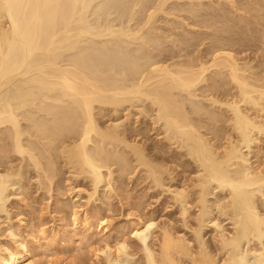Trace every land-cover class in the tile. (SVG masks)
Masks as SVG:
<instances>
[{
  "label": "bare ground",
  "instance_id": "6f19581e",
  "mask_svg": "<svg viewBox=\"0 0 264 264\" xmlns=\"http://www.w3.org/2000/svg\"><path fill=\"white\" fill-rule=\"evenodd\" d=\"M151 1L152 0H150V2L149 0H136L134 2V3L137 2L135 4L136 6L140 5L138 8H140L139 10H141L142 12L140 11L141 14L139 13L138 15L140 17L142 15V18L144 19L143 22H140L142 21V19L138 21L140 22L139 26L137 25L136 22L137 25L136 30L135 28L133 29L134 31L131 30V27L129 26L130 29L126 27L124 29L122 28L124 31H122V29L121 30L119 29L120 32L119 31L116 32L113 27L114 30L111 28L113 31L109 28L110 30L107 29V31L105 32L106 34L108 33L106 37L108 36L112 37L115 35L116 37H118V39L126 38L122 40L124 42L126 40L127 43L128 40L130 39H131L130 41L132 42L133 40L134 42L136 41V43L138 42V44L135 43L136 46L138 47H139V43L143 45L145 44L144 46L143 45L140 46L142 48H144L145 46L147 47L149 45L151 47V48L149 47L150 49L148 50L150 52L147 51L148 53L145 52V54H142L143 56H139V57L137 56L138 54L136 53L137 51H134L135 53L133 52L132 47H130L132 51L126 49H125L126 51H123L124 50L123 49L122 54L118 52L120 53L121 56H118L116 54L115 57L116 60L118 58L117 61L120 62L119 61V57H120L121 63H123L126 68H128L127 71L130 70L129 72L131 74L130 75L128 72H126L128 73L129 80L125 78L126 81H122L121 83L119 82L118 79H120L122 76L120 77L118 76L119 78L118 77L116 78L115 75L117 74L113 75L114 77L111 75L112 73L115 72L114 68H113L114 70L113 72L112 70L110 71L112 72L111 74H107L108 71L107 68L109 69L111 66L109 65L110 64L109 63L108 64L109 67L107 65V67L105 68V66H103L104 65L103 59L105 58V55L108 52H105V55L103 53L102 56L103 59H101L100 58L101 56L99 57L100 54L97 56L96 53L97 50L96 49H95L96 51L94 50V42L91 44L93 45V49L88 48L89 51L91 50L90 53L89 51H86L87 49L85 50L84 48L80 50V51L85 50L88 53L87 57H86L87 53L85 51L82 52L81 55H78L80 54L79 49H81L82 47V45L80 44H82L84 41L82 40V43H79V40L78 41L75 40L76 37L78 39L84 38V40H86V38L88 39L87 35H89V38L90 36L93 38L96 37V34L100 35L99 36L100 38L102 36H105L104 35L105 33H100V32L96 33L97 31L94 30H93L94 32H92V30H90L89 28L90 27L89 22H87L88 25L85 26L86 25L85 20L88 18V13H89L88 11L90 10L93 1L90 2V0H0V92H2L1 90L3 89V87H5L7 84L9 85V83L14 81L15 77L19 75H22L23 77L26 78L30 77V80L28 79L29 81L27 82L26 79L24 78L25 80L22 81L25 82H22V84L20 82L21 85L19 86L17 85L18 87L13 91L14 94H11L15 96L14 99L17 101L18 104L15 103V100L13 101V103L17 105H11V104L5 105L4 103L3 106V103L0 104V127H2L3 125L11 126L12 133L11 134L9 133L10 134L9 138H11L14 141L13 143L14 147L13 150L11 151L13 152L15 151V153L20 155H23L26 152L22 143L24 128L28 133L36 137V139H39V142L42 143L43 145L42 150L40 151L41 153L39 152L38 154L40 155L32 156V157L34 160L37 159V161L35 160L36 163L38 162L37 166L41 167L42 166L41 164L44 161L46 162V163L44 162L45 164L43 167L45 168H43V171L45 170L48 173V174L45 173L48 175L47 177L48 181H50L51 179L53 180V177H56L55 173L59 169V168L56 169V167L60 165L58 163L59 159L63 158L64 162L66 161L65 163L68 164L66 165L69 168H71L70 170H72V173L75 171L74 173L76 175L73 174L72 176L75 175V178L76 176L77 178L78 177L81 178L79 176L80 174L82 175L84 174L85 175V176L83 175L84 177H88L87 175H89V177L91 176L90 177L91 179L94 178L93 183L94 184L96 183V185L94 186L98 188V184L102 183L104 179H106L105 176H108V174L107 175L103 174V170L104 169L109 170L110 173L109 178L112 179L113 177L112 175L115 174V172L113 171L116 169L115 167L120 165L122 161L127 162L126 161L127 159H125L127 157L124 156L126 155L124 154L122 156L124 158L121 157L122 159L117 160L116 158L113 157L114 155L111 157L109 155L112 154H109L108 157H105L103 160L100 161L96 160L91 154V151L89 150L90 143H93L95 139L98 141L100 140V142H103L104 145L107 144V142H110V144H116L117 147L119 148L124 147L125 149H128V151L133 153V155H135V157L138 158L139 161L138 160L137 161L140 162V164L143 162L145 163L143 166H145L147 169H151L150 174H152L153 172V176L159 173V175L161 174V176L163 177L164 176L163 173L164 174L168 173V175L170 174L172 175V173L175 172V171L172 172L173 169L172 167H171L172 169L170 168V166H172L171 162L169 161L170 165L168 162H166L168 161L167 157H166V161L164 160L163 162H161L162 159L160 160L159 157L160 161L157 160V162L158 163L161 162V163L156 165L154 168H152L154 165L151 167L150 165H148L150 167L149 168L147 166L148 163H146L147 158L145 157L147 152H145L146 149L143 143L141 144L140 141L137 142L138 140L136 139V136H135V140L132 139L135 141L134 143L130 141V137L128 136L129 138V142H128V138L126 139L127 137L126 134L125 137L124 134L122 135L120 133V131L123 129H121V127L118 126L119 124L113 126L110 125L109 127H107L106 125L105 128L99 126L98 122H100V120L102 119L98 120L97 117L98 118L99 116L102 117V115L98 113V110L99 112H104V109L108 107L109 108L114 107L117 109H119L120 107L125 108L124 105L127 102H130L131 104V101L133 103L135 99L138 100L139 102H141L142 100L143 101L146 100V103L148 101L151 102L152 106L156 108V111L158 113V114L156 113L158 115V118H155L158 119V121L153 119L154 122L158 123L162 121L161 123L162 124L164 123V127H163L164 129L162 130H164L165 132L163 131L164 134L163 133L159 134V136L164 135L163 138L165 137L166 142H168L165 143L167 145L169 144L170 146H173V144L179 140L181 142L185 141L186 143H188V147H192L193 150V153H191L192 151L190 152V156L192 157L196 155V157L199 158V160L198 159L197 160L200 161L199 162L200 168L202 169V172L205 173V178H203L204 176L202 177L200 176V180L198 177L197 179L198 181L193 180L192 182L190 179L191 184L184 182L187 183L186 185L189 184V186L184 188L183 192L181 190L180 194L177 193L178 196L177 194L174 195L175 197L177 196V199L175 197L174 199L177 200L176 203L178 202L179 206H181L182 209L181 214L184 216L183 219L185 220L184 221L185 223L182 224H184L186 228L187 227L189 228V231L192 232L191 234H193V237L188 236L186 232L184 233L186 229H184L183 231L184 234H182L174 230L172 227L163 226V225L161 226V228L158 227L157 225L158 223L156 222L157 223L156 224L155 222H153L155 220L151 221L152 220L151 218H150L151 220H147V221L144 220L145 217L143 219L139 217L136 218L138 221H135L137 223L134 222L136 226L133 230V234L132 233L131 234L134 236L133 238H136L137 241L136 240L135 241L138 242L139 245V246L137 245L138 246L137 248L139 251L141 250L140 252H142L143 254L144 258L142 259L143 261L142 263L144 264H245L247 262V258H246L247 256L246 257L245 255L243 256L241 252V246L242 244H244L243 242L244 241L249 242L250 240L249 236L251 235L253 236V234L260 239L264 237V215L261 214L262 212L261 213L258 212L256 208L257 204L256 206L254 204L255 203L254 191L256 190V192L257 191L264 192V167H261V165L258 163L259 166L257 167H251V169L246 168L245 163L247 162V157L243 152L244 149L249 150L252 147V145H259L261 142V138L264 137V78L263 76H261L262 78L260 76L258 77L257 76L258 74L257 75H255V73L253 74L252 71H254V69L252 70L253 67H251L250 64L247 63L243 64L242 62L241 64L238 61L237 59L238 55L237 56L235 55L237 49L234 50L235 48H233V45L234 47H237L235 46V44H237L240 41V39L237 40L234 38L237 27L228 28V26L231 25L232 21L229 24L230 20L227 16H222L218 14V12L220 13V9H221V6L220 9L218 6L221 5L223 1L227 2V5L230 4L231 7L232 5H234L235 1L236 4H238V1L241 2L242 0H238V1L218 0L219 1L218 3L215 0L216 1L215 3H217L216 6L218 7L219 10L217 9H215L216 11L210 10L209 13L211 14L207 12L212 6H207L205 4V1H214V0H186V1L184 0V2L188 1L187 4L188 6H183L181 4L182 5L181 7L177 6L176 1L181 2L183 0H176L174 5H176L177 8H174L173 10L182 13V15L183 12H185L186 14H188V20L189 21L192 20L190 21V23L193 22L192 24L187 23L188 20H185V17L187 16L186 15L185 17H183V19L182 18L181 19L188 25L182 24L181 27H183V25H186L187 28L190 26L191 28L194 27L195 30L197 27L201 29L204 28V30L206 28L207 30H205L203 33L205 32L207 33L208 30L209 32L211 31L210 33L208 32L207 34H202L200 33L201 30L198 28L200 32L195 33V31H193V28L191 29L192 32L188 31L187 28L186 30H184L185 27L184 26L183 27L184 32L182 31V33L184 34H182L181 36V34L179 33L180 39L178 40L176 39L174 40V38L173 39L171 38L172 40L169 39L170 41L174 40L173 45H175L174 46L175 48L176 47L177 49L179 48L178 49L179 52H176L174 47L170 48L172 46L169 47V45L167 46L164 45L165 42L168 41L167 37L170 38V36H174V35L178 37L175 34L174 30L176 28L175 26H177V22L178 21L180 22L182 20L179 19V17L176 14L174 15L175 17L176 16L178 17V19L176 18L178 21L172 22L173 24L171 22L168 23L171 24L170 27L174 26L173 27L174 30L173 28L170 29L168 27L170 29V30L168 29L169 32L171 30L173 31H171L172 34L170 32L171 34L170 36H168V34L166 38L164 36L165 38L164 41L166 39L167 41L163 43L162 42L163 36H161V35H165L166 33L164 34L162 32L161 35L157 34V32L160 31L161 29L157 30L156 32L154 30L155 32L154 34L156 36L158 35L160 38L153 37L155 35H153L152 32L150 33H152L153 36L151 34H150L151 36L147 35L149 34V31L157 28L154 27L153 29L151 28L150 30V26L156 24V21L158 19L157 17L160 13L168 14L166 15V17L172 15L171 16L172 18L174 17L173 13L175 12L170 10L173 13H169L168 10H165L166 7L169 5L168 2H170V0H158L159 1L158 3L155 2L156 5L158 4L157 7L153 6L155 4H151L152 3ZM154 1L157 0H153V2ZM171 1L173 3L174 0ZM256 1H252L254 2V4L252 3L246 4L247 1H245L246 3H243L245 5L241 4V7L243 6V8H240L239 10L237 9V12L241 11L242 14L244 13L246 14V12L247 14L249 13L252 16V18H254V20L257 19L255 20L256 22L260 20L262 26L264 27V0H256ZM120 3L122 2L120 1ZM147 3L148 4L150 3L154 7V9L151 5H149L150 6L149 8L145 6L148 5ZM128 5L130 6V3ZM123 6L125 7L126 4ZM136 6L135 8H137ZM238 6L236 7L239 8L240 6L239 7ZM206 8H208L207 11L205 10ZM241 9H243V11L246 12H242ZM138 12L139 11H137V13ZM237 12L235 13L232 12V14L234 13V15H236ZM227 13L229 14V12ZM229 16L232 15L230 14ZM237 17L239 20L240 19L239 17L241 16L237 15ZM237 17L235 16L234 18ZM134 18H132L133 21L135 20ZM250 18H249L250 21H248V23L251 22L252 18L251 19ZM244 20L247 21V19ZM244 20L241 19V21L239 22L240 23L242 22L244 24L246 23L243 22ZM254 20L253 22H255ZM165 21H166L165 23L167 24V20ZM184 22H180V23H184ZM151 23L153 25H150ZM226 24L227 25L229 24L227 28H226ZM243 24L242 27L245 28L246 24H244V26ZM178 25L180 24L178 23ZM256 25H255L256 28L261 27L259 25H257L258 26L257 27ZM233 26H235V24ZM247 26H249V24ZM177 27L180 28V26ZM145 28H147L148 32L147 31L144 32L146 30ZM232 31L235 32L233 33V35H231ZM246 32L248 33L249 31ZM248 35H250V32L248 33ZM261 35H262V39L260 41L263 44L264 31H262ZM236 36H240V34ZM202 38L204 41H206L205 38L211 40L209 44L210 46H208L209 49L205 48L207 50L206 52H204V50L200 51L198 56H196L198 54L197 52V54L194 57V55H192L194 51L191 50L192 52H190L189 50L190 48H193V46L198 47L199 44L201 46V43L197 45L196 44L197 41L195 40H198L199 42V39ZM243 39L245 38L243 37ZM194 41L196 45L194 44ZM124 42L122 43L123 45ZM200 42H202V40ZM249 43H251V41ZM113 44H116V42ZM242 44L243 42H241V44L239 45L241 46ZM78 45L80 46L79 48ZM91 45L90 48H92ZM101 45L102 44H100L99 48H102ZM181 45L184 47L180 48ZM152 46L155 48V52H157L156 54H154L155 52L153 51L154 48ZM115 47L117 49V47L119 46H114V48ZM96 48L98 47L96 46ZM125 48H127V46ZM136 49L138 48L136 47ZM92 50H94L95 52L92 53L93 52ZM237 52L239 54L240 51L237 50ZM67 53L69 54L70 59ZM72 53L76 55V57L72 55L71 58L70 54ZM89 54H94L95 59L97 58L96 62H98V64H96L94 58L91 59L93 57L92 55L91 58L89 57L90 56ZM139 54L141 55V52H139ZM141 57L143 58L141 59ZM207 57L209 58L211 57V58L209 59ZM65 58H67L68 60H66ZM98 58L100 60H98ZM109 58L112 59L111 56ZM115 58L114 60L112 59L113 61L111 60L112 63L114 61L116 63ZM65 60L66 62L67 61L68 62L66 63ZM92 61L97 66L99 65V67L101 66L102 68L104 67L107 71L104 68L103 69L98 68L96 65L92 63ZM141 61L142 62L145 61V63L143 62L142 64ZM108 62H106V64ZM114 67H119V66L116 65ZM119 68L122 69V67ZM98 69H101V71L103 70L105 71L101 72L100 70L98 71ZM126 75L123 74V76ZM123 78L121 80H124ZM7 103L9 102L7 101ZM37 104L39 105L37 106V108L39 109L35 108L36 107L35 105ZM62 104L63 105L67 104L68 107H66L67 106L66 105L63 109ZM33 106L37 110L36 112H38L37 113L38 115H40L39 114L40 112L43 113L45 116L43 117L41 114L42 117L40 116L38 117L39 119H36L37 117L35 115L37 114H35L34 117L32 116V113L30 116L28 115L30 113H28L27 114L28 116L24 117L27 111L26 112L23 111L24 115L18 114V112L21 111L23 108L24 110L25 109L27 110L28 107L30 109ZM69 108L73 110L75 114L77 113L75 116L78 115V117L74 116L75 118H77V120L73 118L74 112H70ZM155 108H153L154 109L153 112L155 111ZM139 113L141 116V114L143 115L147 112L145 111L143 113V110L142 111L140 110ZM97 114L100 115L97 116ZM19 115L24 117L23 120L26 121L28 124V125L26 124L27 126H25L24 128L22 126L23 125L21 121L22 119L19 118L20 117ZM146 115L147 114L143 115V117L144 116L146 117ZM103 117L105 118L106 116L103 115ZM140 118L141 117H137L138 120ZM178 143L179 142L175 144ZM186 143H184L185 146ZM4 147L8 150L10 148V147L7 148V146ZM4 147H2V149L0 150L2 151L3 154H8V152L10 151L6 152L7 150L4 149ZM159 149L158 152L160 151ZM1 151L0 154H2ZM162 154L163 152L161 153V155ZM3 156L1 157H3L5 160L8 159L7 155H3ZM57 157L60 158L58 159ZM154 159H158V158H154ZM56 160L58 162H56ZM0 161L2 163L4 160H0ZM125 166L127 168L129 167V164L128 166L127 165ZM178 166L181 167L180 164ZM112 168L115 169L112 170ZM58 172L56 173V175L60 174V173L58 174ZM124 173L122 174V176H124ZM127 173L131 174L130 172L126 171L125 174ZM171 175L170 177H172ZM149 178L152 177L149 176ZM156 178L159 177L156 176L155 178H153L155 179L154 180L155 184L160 181V179H156ZM212 182L213 183L215 182L214 183L216 184L215 186L221 188V189L219 188L220 191L229 188L230 194L228 196H230L233 200H235L238 206L239 213L241 212L242 214V217L240 216L242 218L241 222L240 220H238L240 222V223L238 222L239 225L236 223L239 227V230H237L238 228L236 226L234 232H229V230L226 232L222 228L223 224L221 225L220 222L216 223L217 221L214 222L215 224H213L214 225L213 228H214V233L216 232V234L213 235V240L211 241L213 242L212 243L213 245L210 243V241H207L205 239V235H204L205 234L204 232L207 229L206 217L208 216L210 217L211 216L209 215V213L211 214L210 211L214 210L212 207H211L212 209H210L209 207V205L212 204L208 205L210 200L207 202V200L209 199L208 194L212 192L209 190L210 189L215 190L211 188L213 185ZM210 183H212L211 186L209 185ZM159 184L161 183L159 182ZM159 184L157 185L160 186ZM254 188L257 189L253 191L254 193L252 192L254 195L253 196L250 190ZM83 190L85 192V189ZM83 190L79 189L80 192ZM2 192L3 191H1L0 193V198H1L0 201L2 200L1 197ZM193 192L196 193L197 196V198L194 199L195 202L193 201L194 202L193 205L198 210V214H196V216L197 215L198 216L196 220L197 222L196 225H194L193 223V226H190L191 224L189 225V220H188L189 207L187 208V206L188 203L190 202V199L192 197L191 194H193ZM95 193L96 191L94 192V194ZM94 194H92V192L90 193V195L88 194L90 196L88 200H90L91 198L93 199ZM88 204H90V201L88 202ZM220 207L222 210L224 209L222 206ZM230 207L233 208L234 205L233 206L230 205ZM230 207H228L229 209L225 207V209L222 211L223 213L221 212L222 214L221 213L220 214L222 216L223 214L225 216L230 215L228 214L231 209ZM218 208L219 207L215 209ZM233 209H231L232 212ZM235 210L236 209H234V213ZM133 213L131 212V214ZM138 214L140 213L138 212ZM138 214H135V217L138 216ZM74 215L76 216L73 219V225L79 228L81 219L77 214ZM90 216L91 215L86 213L85 222L83 223V221L81 220L84 226L87 229H89V231L92 229L91 222L89 221ZM97 218L96 221H98ZM104 225H105L104 221L100 223L102 234L106 232V230L108 229V227L107 228L103 227ZM173 226L175 225L173 224ZM82 228L83 227H81V229ZM150 232L152 233V235L150 234L149 236H152L151 237L152 240L149 243L150 238L148 234ZM39 235H41L42 239H45L46 241L49 238L46 229H40ZM19 239L20 238L16 239L15 241L16 244L13 243L15 244L14 245L15 247L14 246L11 247V245L5 246L4 244L6 243L4 244L2 243V245L0 246V264H36L31 260L32 247L29 248L30 245H26L25 240L23 241ZM89 240L92 241V239ZM89 240L87 244H90ZM125 240L119 241L118 239V242L116 241L117 244L115 243L116 244L115 249H112V247L109 245V241L105 242L104 240L102 246L105 245V243L106 245L101 248L98 246L99 248L95 249L96 251L94 254L95 257L97 258V261L101 262V260L104 259L103 262H105L106 264H118L120 262L122 264V259H123L126 261V262L124 261L123 263L138 264L140 261L138 263L137 261L140 259L137 258L136 256L137 254H139L135 252L137 248L133 249L134 247H131L132 245L130 246L128 244L127 242L128 240L127 241ZM23 242H25V244ZM51 242L49 245H53L51 244ZM38 244L36 245L38 246ZM250 246L252 245L250 244ZM247 252H250L251 254L250 255L249 253H247L248 255L250 256L254 255L255 257L253 258L254 263L250 262V264H264V250H262L261 252L257 250V247L256 248L249 247Z\"/></svg>",
  "mask_w": 264,
  "mask_h": 264
},
{
  "label": "rangeland",
  "instance_id": "374dc122",
  "mask_svg": "<svg viewBox=\"0 0 264 264\" xmlns=\"http://www.w3.org/2000/svg\"><path fill=\"white\" fill-rule=\"evenodd\" d=\"M120 1L122 3H120ZM125 1L128 3H126ZM135 1L136 0H130V1L129 0H123V1L122 0H90V2H92V4H91L90 10L88 11L89 12L88 18L86 17L87 21L85 20V22H86L85 26H87L88 25L87 22H89L90 30H92V32L97 31L96 33H98V32L105 33L107 31V29H109V28L113 29V27H114L116 32L117 31L120 32V30L122 28L124 29L126 27H128V29H130V27H131V30H133L135 28V30H136L137 25L139 26V23L143 22L144 19L142 18V15H141V17L138 15L139 13L141 14L142 11L139 10L140 8H138L140 5L139 6L135 5L137 3V2L134 3ZM175 1L176 0H174L172 3V1L170 0V2H168L169 5L167 4L168 6L166 7L165 10H168L169 13H173L175 11L173 13V15L176 14L179 17V19H181V18L183 19V17H185L187 15L185 17V20H188V14L183 12V15H182V13L177 12L176 10H173L174 8H177L176 5H174ZM216 1H217V3L219 2L218 0H216ZM216 1L215 0L214 1H205V4L207 6H212L208 10L207 13H209L210 10L211 11L212 10L216 11L215 9L219 10L220 6H221L220 13L217 11L218 14H220L222 16H227L230 20L229 24L232 21L231 25L228 24L229 25L228 26L226 24V28H227V26H228V28L237 27L236 31H235L236 33L232 31L231 35H233V33H235L234 38L237 40L240 39V41L238 43L241 44V42H243V44H244V45L242 44L243 46L242 45L240 46L237 43V44H235V46H237V47H234V45H233V48H235L234 50L237 49L238 51L241 52V53L239 52V54H238L237 50L235 52V55L236 56L238 55L237 56L238 61L240 63L242 62L243 64H245V63L250 64L251 67H253L252 70L254 69V71H252V73L253 74L255 73V75L258 74L257 75L258 77L263 76V78H264V65H263L264 64V42L262 44V42L260 41L262 39L261 33H262V31H264L263 30L264 27L262 26L260 20H258V22H256L255 20H257V19L254 20V18H252V16L249 13H248L249 14L248 15L246 11H243V9H241L242 12H246V14L245 13L242 14L241 11L237 12V9L239 10L240 8H243V6L241 7V4L245 5V4H243V3H246L245 1H247L246 4H248V3L254 4V2H252V1H256V0H245V1L242 0L243 2L242 1L239 2L237 0L240 7L238 6V4H236V1H235L234 5H232L231 7H230V4L227 5V2L223 1L221 3V5L218 6L219 9L216 6V4H217V3H215ZM149 2H150V0H149ZM151 2H152L151 4H155L153 6L157 7L158 4L156 5V3H158L159 1L157 0V1L153 2V0H152ZM179 2L176 1V4L178 7L179 6L181 7L182 5L188 6L187 5L188 1L184 2V0H183L180 3ZM206 2H208V3H206ZM129 3H130L131 7L128 5ZM256 3H257V1H256ZM120 4H123V5L126 4V6L128 5L127 7L129 9L126 6L124 7L123 5H120ZM151 4L149 3L148 5H145V6H147L149 8L150 7L149 5H151ZM135 6L137 8H135ZM173 6H175V7H173ZM233 6H235V7H233ZM236 6H238L239 8H237ZM234 8H236V9H234ZM153 9H154V7H153ZM207 9L208 8H206L205 10L207 11ZM226 9L227 10L229 9V10L227 11ZM170 10H172L173 12H171ZM137 11H139V12L137 13ZM230 11H232L234 13L237 12L238 14L236 13V15H234V13L232 14V12H230ZM227 12H229V14ZM163 14L164 13H160L159 14L160 16L158 15V17H157L158 18L157 21L155 20L156 24L159 21L157 26H156V24H154L155 26L152 23L150 24V25H153V26H150V30H151V28L153 29L154 27L155 28L157 27V28L149 31V34H147V35L151 36L152 33H153V35H155L154 33L157 30L161 29L162 31L160 30L157 32L158 35H161L162 32L164 34L166 33L165 35H161V36H163L162 42L164 43L168 39V41H167L168 43L165 42L164 45L165 46L169 45V47L172 46L170 48H173L175 46V45H173V41L175 39L176 40L180 39V34L182 36V34H184V33H182V31L184 32V30H186V28H187L186 25H183V27L185 26L184 30H183V27H181V25L190 23V21H192V20H190V21L188 20L187 23H185L181 19L182 21H180V22H184V23H180L177 20L178 19L177 16L175 17V15H174V17H172L173 18L172 19L171 18L172 15H169V17H166V15H168V14H164L165 16ZM209 14H211V13H209ZM230 14L232 16H229ZM237 15L241 16V17H239L240 18L239 20H238ZM133 16L134 17L136 16V17L134 18ZM235 16L237 18H234ZM250 16L252 19L250 18ZM162 17L165 20H167V24L170 22L172 23V22L178 21L177 26H180V28L175 26L176 28L174 30V28H173L174 26L170 27L171 24L167 25L165 23L166 21ZM132 18H134L135 20L133 21ZM160 18H161V20H160ZM168 18H171V19H168ZM243 18L247 19V21H245ZM249 18L251 19L250 23H248V21H250ZM131 19H132V21H131ZM141 19H142V21L138 22ZM241 19L244 20L243 22H246V23H244V24H246V26L249 24V26H247L249 28V30L246 26H245V28L242 27L243 23L239 22V21H241ZM163 20H164V23H163ZM253 20L255 22H253ZM136 22H137V25H136ZM235 22H237V23H235ZM178 23L180 25H178ZM192 23H190V24H192ZM239 23H240V25H239ZM255 23L261 27H258ZM232 24L233 25L235 24V26H233ZM244 24H243V26H244ZM237 25L239 26V28ZM255 25L258 28H256ZM221 26H222V24H221ZM231 26H233V27H231ZM168 27L170 29L173 28V30L175 31V34L178 37H176L175 35L170 36L172 34L171 31H173V30L170 31L171 32V34H170V32H169L170 29ZM251 27L254 31L251 29ZM148 28H149V26H148ZM192 28H193V31H195V33L200 32V30H201L200 33H202V34H207L209 32V30H208L207 33L206 32L203 33L205 30H207L206 28H205V30H204V28L201 29L199 27H197L196 30L194 27H192ZM192 28L189 26L187 29H188V31L192 32V30H191ZM123 29H122V31H124ZM145 29L146 30L144 32H146V31L148 32L147 28H145ZM177 29H178V31H177ZM125 30H127V29H125ZM154 30H155V32H154ZM246 31H249L250 35H248L249 32L247 33ZM116 32H115V34H116ZM150 32H152V33H150ZM167 32H169V33H167ZM256 32L258 33V35ZM237 33L240 34V36H236V35H238ZM93 34H95V33H93ZM107 34L105 33L104 34L105 36H102L101 38L99 37L100 35L96 34V37H94V38L90 36L91 39L89 38V35H87L88 39L86 38V40L87 41L89 40L88 42L86 40H84V38L78 39L76 37V39L75 38L74 39L76 41L79 40V43H82V40L84 42H86V43L83 42L84 45H83V43L80 44V45H82V47H81V49H79V51L82 50V48H84L85 50L87 49L86 51H89V49H93V45H91V44L94 42V50L95 49L97 50V51L95 50L97 53V56L100 54L99 57L101 56L100 57L101 59H103V57H102L103 53L105 55V52H108V53H106L105 58L103 59L104 60L103 66H105V68H106L107 65L110 63L109 65L111 67L109 69L107 68V70L109 72L111 70H112V72L115 70V72L109 73L104 67L103 68L107 71V74L112 73L111 74L112 76L117 74V75H115L116 78L118 76L119 77L122 76L120 79H118L119 82L122 83V81H126V79L129 80L128 73L130 74V72H129L130 70L127 71L128 68H126L124 66V64L121 63L120 57H119L120 62L117 61L118 58L116 60V58H115L116 54L118 56H121L120 53L122 54L123 51H126V50L132 51L133 50V52L137 51L136 53H138L137 56L139 57V56H143L142 54H145V52H147L151 47H150V45L147 46L148 48L145 46L144 47L145 49H144V48L140 47L141 45H143L141 43H139V47L136 46V44H138V42L136 43V41L134 42V40L132 42V41H130L131 40L130 39V40H128V43H127L126 40H125V42L123 41L126 38L118 39V37H116L115 35L112 37H110V36L106 37ZM167 34H168V36H170V38L167 37ZM202 34H200V35H202ZM243 34H245V35H243ZM253 34H254V37H253ZM255 34H256V36H255ZM97 35H98V37H97ZM158 35L157 36L155 35L153 37H159ZM200 35H198V36H200ZM164 36H165V38L167 37V39L165 41H164V39H165ZM243 37L245 39H243ZM171 38L172 39L174 38V40L170 41V40H172ZM94 40L97 42H95ZM118 40H120V41H118ZM201 40H202V42H200ZM205 40L206 41H204L203 38L199 39V42H198V40H195L198 42V43L196 42V44L198 45L199 43H201V46L199 44L198 47L193 46L194 49L190 48V50H189L190 52L194 51L192 54V55H194V57L197 54V52H198V54L196 56L199 55L200 51L204 50V52H206L207 51L206 49H209L208 46H210L209 44H210L211 40L210 39L208 40L207 38H205ZM244 40H245V43H244ZM195 41H194V44H195ZM203 41H204V43H203ZM250 41H251V43H249ZM115 42H116V44H113ZM123 42H124V45L122 44ZM139 42H141V41H139ZM118 43H119V45H118ZM131 43L133 46L131 45ZM89 44L91 45L92 48H90ZM98 44H99V46H98ZM100 44H102L101 45L102 48H99ZM103 45H104V47H103ZM96 46L98 48H96ZM114 46H119V47H117V49H116V47L114 48ZM126 46H127V48H125ZM128 46H129V49H128ZM79 47L80 46L78 45V48ZM130 47H132V50ZM136 47L140 51L138 49H136ZM183 47L184 46L181 45L180 48H183ZM103 48H105V49H103ZM174 49L176 50V52H179V50H178L179 48L177 49V47L176 48L174 47ZM85 50L80 51V54H78V55H81V53L84 52ZM94 50H92L93 51L92 53L95 52ZM260 50H262V51H260ZM79 51H77V52H79ZM153 51L155 52V48ZM153 51H151V52H153ZM90 52H91V50L89 51V53ZM118 52H120V53H118ZM139 52H141V55L139 54ZM148 52H150V51H148ZM110 53H112L113 55L115 54L114 58L116 60V63H115V61L112 63L114 58H113V55ZM156 53L157 52H155L154 54H156ZM67 55L70 59V56L68 53H67ZM70 55L72 58V55H74V54L72 53ZM89 55H90L89 56L90 58H91V55L93 56L91 59H93V58L95 59L94 54H89ZM74 56L76 57V55H74ZM87 56H88V53L86 54V57ZM110 56L113 60L109 58ZM67 58H65V59L68 60ZM142 58L143 57H141V59ZM207 58H209V57H207ZM96 59H95V62H96ZM66 60H65V62H66ZM98 60H100V59L98 58ZM106 62H108V63L106 64ZM143 62L145 63V61H143ZM143 62H142V64H143ZM92 63L94 65L98 64V62H96V64H95L93 61H92ZM114 63L116 65H118L119 67H122V69L119 67H114V66H116ZM252 63H253V65H252ZM111 64H114V65H111ZM109 65H108V67H109ZM97 67L103 69L102 66L99 67V65H98ZM113 68H114V70H113ZM101 69H98V71L99 70L101 71ZM105 70H103V71H105ZM103 71H101V72H103ZM260 71H261V73H260ZM126 72H128V73H126ZM123 74H125V75L127 74L126 75L127 77L123 76ZM24 78L26 79V82L30 80V77L26 78V77H23L22 75H19V76L15 77L14 81L9 83V85L7 84L5 87H3V89L1 90L2 92H0V96H1L0 97V104L3 103V106H4V103H5V105H8V104L17 105L18 104L17 101L14 99L15 96L11 95V94H14L13 91L19 85H21L22 82H25V81H22V80H25ZM122 78L124 80H121ZM20 82H21V84H20ZM10 98H12V99H10ZM14 100H15V103H17V104L13 103ZM7 101L9 103H7ZM134 101H133V103L131 101V104H130V102H127L125 104L126 106L124 105L125 108L120 107L122 109H120V108L117 109L114 107L105 108L104 109L105 114H104V112H99V110H98V113H100L102 115V117L101 116H99V118L97 117L98 120L102 119V120H100L101 124H100V122H98L99 126L100 127L102 126V128H105L106 125H107V127H109L110 125L113 126V125L119 124L118 126H120L121 129H123V130H121L122 132L120 131V133L122 135L124 134V136L126 134V136H127V137L125 136L126 139L129 136L130 141H132L133 143L135 142L134 140H135V136H136V139L138 140V141L137 140L136 141L137 142L140 141L141 144L143 143V145L146 149L145 152H147V154L145 155V157L147 158V160H146V158H145V160H146V163H148L147 166L150 165V167H151L154 165L152 167V168H154L156 165L163 162L164 160L166 161V157H167L168 161H166V162H168L169 165L171 162L172 166H170V168L171 167L173 168V169L171 168L172 172L175 171L172 173V175L169 173L172 177H170V175H168V173L167 174L165 173L166 175L163 173V175H164L163 177L161 176V174L159 175V173L157 175L153 176V172H152V174H150L151 169H147L145 166H143L145 164L143 162H142L143 164L142 163L140 164V162H138L139 161L138 158H136L135 155H133V153L128 151V149H125L124 147L119 148V147H117L116 144H110V142H107V144L104 145L103 142H100V140L98 141L95 139V141L93 143H90L89 150L91 151V154L93 155V157L98 161L103 160L105 157H108L109 154H112V155H109L111 157L114 155L113 157L116 158L117 160L124 158L122 156L124 154H126L124 156L127 157V158H125V159H127L126 160L127 162L122 161L120 163V161H119L120 165H118V166L116 165L117 167L113 166L116 169L112 168V170L115 169V170H113L115 172V174L113 173L114 175H112L113 176L112 179L109 178L110 177L109 170L104 169L103 174L104 175L108 174V176H105L106 179H104V181L102 183L98 184V188H96V186H94V185H96V183L95 184L93 183L94 178L91 179L90 178L91 176L89 177V175H87L88 177H84L85 176L84 174H83L84 176L82 174H80L79 176L81 178H79V177L77 178V176L75 178V175H76L74 173L75 171L72 173V170H70L71 168H69L67 166L68 164L65 163L66 161L64 162V159L60 156L62 159H59L60 157H57L59 159V162L56 160V162H58L60 164V165H58V167H56V169L59 168L58 169L59 172L57 170L56 173L58 172V174L59 173L60 174L56 175V173H55L56 177H53V180L51 179L52 181L51 180L48 181L47 180L48 179L47 178L48 173L45 170L43 171V168H45L43 166L46 162L45 161H44L45 163L41 162L42 163L41 164L42 168H41L40 166H37V163H38V162L36 163L37 159H35L36 160L35 161L32 157V156L40 155L38 153L42 150L43 145H42V143L39 142V139H36V137L32 136V134L28 133L25 130L24 127L27 126L28 124L26 121L23 120L25 116H28V115L30 116L31 113H32V116L37 114L38 112H36L37 110L35 108H37V106H39V105L37 104V105H35L36 106L35 108L33 106L30 109L28 107L27 110L26 109L24 110V108H23L21 111L18 112V114L24 115L23 111H25V112L27 111L26 115H24V117L19 115L20 116L19 118L22 119L21 120L23 123L22 126L24 128V135L22 137V143H23V146L26 150L25 154L20 155V154L15 153V151L14 152L11 151V150H13V147H14V145H13L14 141L11 138H9L10 134L12 133L11 126H8V125L4 126L3 125L2 127H0V149H2V147H4V146H7V148L10 147L9 150L4 147V149L7 150L6 152L10 151V152H8V154H3L2 151L0 150L2 153V154H0L1 156L7 155V157H8V159L5 160L3 158L5 156H3V157L0 156V158H1L0 160H4L2 163L0 161V165L3 164L2 166H0V168H1L0 169V182H1L0 183V190L3 191L2 196H1L2 200L0 201V212H1V214H0V246L2 245V243L3 244L6 243V244H4L5 246L11 245V247H12L16 244V242H15L16 239L20 238L23 241L25 240L26 245H30V247L28 246L29 248L32 247V249H31L32 250L31 260L33 262H35L36 264H51V263H53V264H106L105 262H103V260H104L103 258H102L103 260H101V262L97 261V258L95 257V254H94L96 251L95 249L99 248V247L100 248L104 247L106 245V243H105V245L102 246V244L104 243L103 242L104 240H105V242L109 241V245L112 247V249H115V246L118 242V239H119V241H122L125 239H126L125 241L128 240L127 241L128 244L130 246L132 245L131 247H134L133 249H136L139 245H138V242H136L137 241L136 238H133L134 236L132 234H133V230L136 226L135 223H137L135 221H138L136 218H138V217L142 218V219L145 217L144 220H146V221L151 220V219H152L151 221L155 220L153 222H155V223L157 222L158 224L157 223L156 224L160 228L162 225L172 227L174 230L178 231L179 233L184 234L186 232V234H188V236L193 237V234H191L192 232L189 231V228L187 227L188 228V230H187L185 225L182 224V223H185L184 222L185 220L183 219L184 216L181 214L182 213L181 206H179L178 202L176 203L177 200L174 199V197H175L174 195H176L177 193L180 194L181 190L183 192L184 188L189 186V184L186 185L187 183L191 184V182L193 180L198 181L197 180L198 177L200 180V176L201 177L204 176L203 178H205V173L202 172V169L200 168V163H199L200 161H198L199 158L196 157V155H194V154H193L194 156H192V157L190 156V152L192 151L191 153H193L192 147H188V143H186L184 140H183L184 142H181L180 140L176 141L175 143H177V142H179V143L178 144L174 143L173 146H170L168 144L171 147L170 148L166 144L168 142H166L165 137L163 138L164 135L159 136V134H162L164 131V130H162V129H164L163 128L164 123L162 124L161 123L162 121L158 122L160 124H158L157 122H154V120L158 121V119H155V118H158V115H157L158 113L156 111V108L154 106H152L151 102L148 101L146 103V100H144V101L142 100L141 102H139L138 100H136L137 102L136 101L134 102ZM66 105L65 104L63 105V109ZM66 107H68V105ZM153 108H155L154 112H153V110H154ZM189 108H190V106H189ZM37 109H39V108H37ZM66 110H67V108H66ZM140 110L141 111L143 110V113L145 111L147 112V113H145V114H147L146 117L145 116L143 117V115H145V114H143V115L141 114V116H140V113H139ZM69 111L74 112L70 108H69ZM33 112H35V113H33ZM28 113H30V114H28ZM39 114L40 115H38V114L35 115L37 117L36 119H39L38 117H40L41 114L43 117L45 116L43 113L39 112ZM73 114H74L73 118L78 117V115L75 116L77 113L75 114V112H74ZM100 114H97V116ZM103 115L106 116L105 117L106 119L103 117ZM137 117H141V118L138 120ZM75 120H77V118H75ZM134 133H135V135H134ZM137 136H139V137H137ZM132 139H134V140H132ZM128 142H129V138H128ZM4 143H5V145H4ZM184 143H186V146ZM158 149L160 150L159 152H158ZM162 152L164 155L163 154L161 155ZM243 152L247 157V162L245 163L246 168L251 169V167H257V166H259V164L261 165V167H264L263 166V164H264L263 163L264 162V137L261 138V142L259 145H252V147L249 150L244 149ZM159 157H160V160L161 159L162 160H161V162L158 163L157 160H159ZM193 157H195V158H193ZM154 158H158V159H154ZM176 159H177V161H176ZM173 162H175V163H173ZM124 164L127 166L129 164V167L126 168V166ZM173 164H175L177 166H175ZM179 164L181 165V167L178 166ZM5 167H6V169H5ZM122 167H125V168H122ZM177 167H179V168H177ZM126 171L130 172L131 174H128V173L125 174ZM45 173H47V174H45ZM123 173H124V176H122ZM73 174H75V175L72 176ZM126 175H127V177H126ZM149 176L152 178H149ZM156 176L159 177L156 179H160L159 182L161 184H159V182H157L155 184V181H154L155 179H153V178H155ZM55 178H56V180H55ZM190 179H191V182H190ZM156 181H158V180H156ZM184 182H187V183H184ZM212 183H210L209 185L211 186ZM214 183H213L211 188H213L215 190H211L209 188L210 189L209 191H212V192L210 194H208L209 199L207 200V202L210 200L208 205L212 204V205H209L210 209L213 208L214 210L210 211L211 214L209 213V215H211V216L210 217L208 216L209 219H208V217H206L207 229L204 232L205 233L204 234L205 239L207 241H210L211 244L213 243V242H211L213 240V235L216 234V232L214 233V228H213V226H214L213 224H215L214 222L217 221L216 223L220 222L221 225L223 224L222 228L224 229V231L227 232L229 230V232H234L235 231L234 229H236V226L238 228L237 230H239L238 225L242 220V218H241L242 214H241V212L239 213L238 206H237L235 200H233L230 196H228L230 194L229 188L224 189L225 191L224 190L220 191L219 190L220 187L215 186L216 184H214ZM157 184H159L160 186H158ZM73 188H74V191H73ZM77 189H78V191H77ZM79 189L80 190L85 189V192L83 190V191H81L82 192L81 193L79 191ZM255 189H257V188L250 190L252 195L255 192V197H254L255 203L254 204H255V206L257 204L256 208H257L258 212L259 213L262 212L261 214L264 215V192H262V191L256 192ZM94 190L96 191L95 194H94V192H95ZM1 191H0V193H1ZM86 191H87V193H86ZM91 192H92V194H94L93 199L91 198L90 200H88ZM178 194H177V196H178ZM177 196L175 197L176 199H177ZM191 196L192 197L190 199V202L188 203L187 208L189 207V209H188L189 225L191 224L190 226H193V223H194V225H196V223H197L196 220H197L198 215L196 216V214H198V210L193 205L195 202L194 199L197 198L196 193L193 192V194H191ZM207 198H208V196H207ZM89 201H90V204H88ZM234 202H235V204H234ZM229 203L232 206L234 205L233 208L236 209L235 213H234V209L232 207H230ZM218 205L222 206L224 209H225V207H227V208L230 207L231 209H233V212L230 209V212H232V213H230V212L228 213L230 215L225 216L223 214V216H222L221 214L223 213L222 211L224 209L222 210L221 207ZM217 207H219L218 209H221V210L215 209ZM131 212L132 213L134 212V213L131 214ZM138 212L140 214H138ZM86 213L91 215L89 221L91 222L92 229L90 231L83 224L85 222ZM74 214H77L80 217V219L83 221V223H82V221L80 220L79 228L75 227V225H73V219L76 216ZM129 214H130V216H129ZM135 214H138V216L135 217ZM88 218H89V216H88ZM96 218L98 221L99 220L100 221L99 222L96 221ZM238 220H240V222ZM103 221L105 224L103 227H105V228L108 227V229L106 230V232L103 231L104 233L102 234L101 233L102 230L100 228V223ZM171 223H172V225H171ZM173 224L175 226H173ZM81 227H83V228L81 229ZM40 229H46L47 230V235L49 237L47 241L45 239H42L41 235H39ZM184 229H186V230L184 231ZM183 231H184V233H183ZM150 234L152 235V233L150 232L148 234V236ZM91 235H92V237H91ZM151 237L152 236H149V238H150L149 243L152 240ZM249 237H250V240L248 239L249 242L244 241L243 242L244 244H242V246H241V252H242L243 256L244 255H245V257L247 256L246 257L247 258V262H246L247 264H250V262L254 263L253 258H255L254 255H252L253 256L252 257V256H250L251 255L250 252H247L249 247H252V248L257 247V250H259L261 252H262V250H264V237H262V239H260L257 236H255L254 234H253V236L251 235ZM89 239H92V241ZM88 240L90 241V244H87ZM37 241L39 242V244ZM49 241L50 242L52 241L51 244H53V245H49L50 244ZM34 242L35 243L37 242L36 244H38V246ZM48 242H49V244H48ZM247 242L249 245L247 244ZM13 243H15V244H13ZM23 243L25 244V242H23ZM107 244H108V242H107ZM250 244L252 246H250ZM33 245H34V247H33ZM135 245H136V247H135ZM140 251L138 250V248L135 251V252L139 253L136 255L137 258L140 259L137 261V263L140 261L138 264H144V263H142L143 262L142 259L144 257H143L142 252H140ZM247 253H249L250 255H248ZM138 255H139V257H138ZM124 261L125 260L122 259V264H126V263H123ZM118 264H121V262Z\"/></svg>",
  "mask_w": 264,
  "mask_h": 264
}]
</instances>
